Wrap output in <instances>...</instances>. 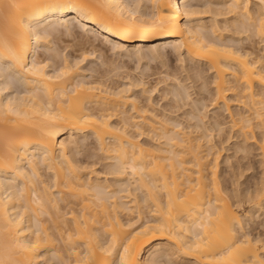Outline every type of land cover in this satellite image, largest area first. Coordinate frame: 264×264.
Listing matches in <instances>:
<instances>
[{"label": "bare ground", "instance_id": "bare-ground-1", "mask_svg": "<svg viewBox=\"0 0 264 264\" xmlns=\"http://www.w3.org/2000/svg\"><path fill=\"white\" fill-rule=\"evenodd\" d=\"M189 1L0 0V264H159L161 254L198 264H264V230L255 234L243 221L264 199V186L261 192L254 187L260 197L254 203L257 196L250 190L244 196L242 189L238 204L230 201L218 179L222 123L213 118L209 127L201 110L209 106L206 100L214 107L222 102L226 110L229 98L241 103L242 110H228L231 131L247 137L251 115L264 121V51L222 38L216 16L224 10L214 1L215 8L212 0ZM225 1L242 17L233 26L252 29L264 46V0ZM205 11L216 17L211 24L198 16ZM62 37L74 41L79 57L53 47ZM100 43L111 44L106 49L120 57L174 54L184 62V79L193 82L215 73L209 95L195 91L194 99L181 80L170 90L175 108L201 101L202 107L185 110L199 121L183 126L171 115L156 119V86L141 80L117 89L92 80L82 64ZM138 89L149 108L137 101ZM90 134L99 150L84 156L112 160L104 166L119 190L92 177V165L76 150L82 135ZM145 135L164 142L150 151L139 141ZM119 191L127 193L123 202Z\"/></svg>", "mask_w": 264, "mask_h": 264}, {"label": "rangeland", "instance_id": "rangeland-1", "mask_svg": "<svg viewBox=\"0 0 264 264\" xmlns=\"http://www.w3.org/2000/svg\"><path fill=\"white\" fill-rule=\"evenodd\" d=\"M202 1L198 2V0H190L189 1V4H191V5H196L197 3L202 4ZM213 1L216 3V8H215V3H213ZM224 1L225 0H212V4H211L212 5L211 6L212 8L214 7L215 9H218V7H219V9H218L219 11L220 10H224L223 13L220 12V13H222V15L219 14L218 15L219 17L216 16L217 17L216 18L212 14V12L210 14V12H206V11L204 13H202V14L201 13L198 14V16L201 18V20L206 21L208 24H211L212 23V21H213L212 18H216V20L219 21V22H216V23H219L220 24L219 26H220V30L221 31H219V32H220V35H221L222 38H224V39H226L228 41H230V39H231V41L233 40L234 42L233 41L232 42L235 45H239V43L240 44L243 43L244 46H247L248 47V49L254 47V51H256L257 53H258V51H260L262 49L263 50L260 51V53L263 52L264 51L263 42H261L260 38H258L257 35H255V36L251 35L252 34V32H251L252 29H249L250 30V32H249V31H246L247 29L244 28L245 31L243 30V32H242L241 30L243 29L244 26H242L241 30H238L239 27L237 28L234 25L237 28V31H241V32H237L236 33V30H234L235 27L233 26V24L234 23H239L240 20L242 19V17L239 20L237 18V16L234 15L235 13L233 11L232 12L231 11H228L227 5H230L229 3H231V2L228 1L227 3H225L226 1L225 2ZM217 3H219V6H218ZM221 7H222V9H221ZM252 7H254V6H252ZM202 8L204 9L205 6H202ZM224 13H225V15H224ZM211 15H213L214 17H212ZM238 17H239V15H238ZM236 18L238 19L239 22H237V19ZM234 19H236L235 22H234ZM197 21H198V23H197ZM197 21H196V23L198 25L196 24L195 27H199V25H200L199 23H201V21H199V19ZM209 22H211V23H209ZM246 24H248V21L246 22ZM241 25H239V26H241ZM232 28H234V29H232ZM249 28H252V27H249ZM80 30H83V29L82 28L81 29L79 28L78 29V32ZM81 32L82 31H80V33ZM248 35H250V37ZM70 39L71 38H69V37L59 38V40L57 39V43L55 42L53 44L54 45L53 47H55L56 49L58 48V50L62 51V53H67V52H70V51L71 52H74L75 51L74 54H76L77 57H79L81 51L78 49V46L75 45V47H74V44L75 43H73L74 41L72 39H71L72 40L71 41ZM72 43H73V45H72ZM96 43H98V41H96ZM100 44L101 45H99L98 47L104 49V51L101 49V51H102L101 53L102 54H99L100 53L99 52L100 49L97 47L98 50L96 51V53L95 54H87V57H89V58L87 59V61L86 60L84 61L86 64L85 63L82 64L84 68L90 69V67H92V69H94V70H91L90 69L88 71V69H86L84 71V73L86 72L89 75L91 74L90 76H93L91 78L92 80H94V79H96V80L101 79L106 84H109L110 83V86L115 87V89L122 88L126 83H128V81H131V80H133V81H138V80L140 81L141 80V81H143V82L146 83L145 84L146 87L148 86V87H152L153 88V87L156 86V90L152 93V96H151L152 99H153V102L152 103L154 104V106L156 108L155 111L154 110L153 111H154V113L156 112V114L158 116L156 119H158L159 116H161V118H163V117L165 118V115H166L167 118H169V116L171 115L170 117H173L174 118V120L173 119H170L171 122H173L175 120L176 121L181 120V121L184 122V123H182L183 126L184 125L185 126L188 125L189 124V120H190V123H192L191 121L194 118H192V120L189 119L191 117L190 116L188 117V115H190L191 113H187L186 111H188L191 108L195 107L194 106L195 103H193L191 100L190 101L189 100H186V102H190L189 105L191 103H193V104H191L192 107H191V105L189 107L187 105H185L186 108H184V105L182 106V110L183 111L186 110L184 112V114L182 113L183 111L181 109H179L177 107L175 108V106H177V102L175 101V98L172 95L173 93H171L170 90H172V88L174 89V87H177V85H178V83H176L177 81H180L181 80L182 83L183 82H186L184 84H186L187 86H189V90L191 91L192 96H193L194 99H196L197 97H199V95H197L195 91H198V92L200 91V92H202L204 94L206 93L207 95H209L208 90H210L211 92H213L215 90L214 89V85L212 83L213 82V78L215 77V75H214L215 73H213L211 71H208V72L204 73L205 74L204 78L197 79L194 82H193V80L191 78L184 79L186 77V74H185L186 72H184L185 70H183L185 68L183 66L184 62H181L179 60V58L176 55H174V54H172L170 56L171 58L164 57V58L150 59L149 57H145V58H143L141 60V59H139V57L137 58V55H135V54L134 55H130V56L129 55H126V56H123V57H120V55L118 56L117 54H116L117 56L115 54L113 55V51L112 50H111L112 51L111 52L110 50L108 51L106 49V48H108V49L111 48L112 49V47L109 48V46H112L111 44H109V43H103L105 45V47H102V46H104L102 43H100ZM251 44H253L254 46L251 45ZM70 47H71V49H70ZM250 50H252V49H250ZM106 52H108V53H106ZM93 55H94V57H93ZM88 62H89V64H88ZM193 63L194 62L190 63V61H189L187 67L188 68H191V66H192ZM176 77L178 78V80L176 79ZM205 78H206L208 87L204 83L205 82V80H204ZM196 82H198V83H196ZM121 83H123V84H121ZM192 83H196V84H198V86L196 84H192ZM202 84H205L204 86H206V87L203 88L204 86ZM169 86H171V88H169ZM194 86H197V87L194 88ZM139 87L140 86H138V88ZM203 89H205V90H203ZM140 91L141 90L138 89L136 91H133L134 93L133 92L132 93L137 97V99H138L137 101L139 103L141 102L140 104H142V105L145 104L144 106L147 107V108H149L148 106H146V105H148L147 104L148 101L146 99V96L143 95V94H142L143 95L142 96ZM195 95H196V98H195ZM226 102L230 106V110L228 109L229 110V113H230V111H233L232 113H235V112L239 111V109L242 110V108L239 105L241 103L236 102L235 100H232L231 98H229L228 101H226ZM210 103H211L210 101L206 100V104L209 105V106L206 107V109H201L204 112L207 111V115H208V117L205 118V121L204 122H206V124H207V122L208 123L211 122L212 123V124L210 123L211 125L207 124L209 127H211V126H214L213 123H216L215 122L216 121L215 119L217 118V120L222 123V127H223V131H222L223 134L221 133L222 134L221 136H222V138L225 137L224 138L225 139L224 144L218 145L219 146V149H220L219 151H220V154H221L220 155V158L218 159V163H219L218 164V173L221 172L219 174L220 177L218 179L221 181V185L222 184L224 185V186L222 185V187L224 189L223 191L226 194V196L227 197L230 196L229 199H230V201L232 203L238 204L237 197H236V191H237V193H238V191L240 193L243 190L242 191V194L244 193V196H247L245 194L246 193H249V190H250V192H252L254 194V196H255L256 195L255 192H254L255 191V188H257V189L258 188L259 189L262 188L263 189V186H264V124H263L264 121H262L263 123L262 122L259 123L260 121L255 116L256 114L254 113V116L251 115L254 118L251 119L252 120L251 121V124H250L249 128H247V130H248L247 131V134H246L247 137H244V135H241V136L239 135V137L241 138L240 139L238 136L234 135V134H236L235 133L236 130L231 131L232 130V127H231V124H232L231 123V121H232L231 119L232 118L230 117V114L228 113V110H226V108L224 107L225 106L224 103L220 102L221 105L218 103V105H216V107H214L215 105H212ZM197 104H199L198 107H202L201 101H200V103H197ZM197 104H195V105L197 106ZM254 105H256L257 108L259 107V109H260V106L259 105H257V104H254ZM150 110H152V109H150ZM147 113H150V111L147 112ZM163 114H165V115H163ZM151 115H153V114H150V116H148V114H147L146 116L151 117ZM191 116H192V114H191ZM218 117H219V119H218ZM255 117H256V119H255ZM262 117H264V114H263ZM175 118H177V119H175ZM213 118H215V119H213ZM208 120H210V121H208ZM262 120H264V119L262 118ZM115 121H117V119H115ZM194 121L195 122L196 121L198 122L199 120H197V118H196V120H193V122ZM201 122H203V121H200V123ZM200 125H203V124L201 123ZM215 126H216V124H215ZM170 127L171 126H168V128H170ZM201 130H203V129H201ZM250 131H251V133H248ZM230 132H232V133H230ZM213 133H216V131H213ZM228 134H230L231 136L234 135V138L232 137L231 139H228L229 141H227V137L230 136ZM88 135H89V133H88ZM213 135H215V140H218V138H217L218 135L217 134H213ZM83 137L84 136L82 135V139L83 140H81V142H80V146L78 147L79 149L77 148L76 150H81V151L83 150L82 151V155H83V157H85L84 164H87L88 163V164H91L92 165V166H90L88 168L91 171L94 169V171L91 173L92 177L95 178V176H99V181L101 180V182H103V183L106 180H108L107 181L108 184L110 183V185L112 186V187L109 186V187H111L110 189H112V190L113 189H115V190L118 189L119 190L120 187H119V185H117L118 182L115 181V184H114V179L115 178L112 177L113 176L112 174L110 175V173H108L107 166H106L107 169L104 166V165L108 164L107 162L112 161V160H109V159H108V161H107V159H106V161L105 160H101L103 157L100 158L101 157L100 154L93 156V158H91V157L86 158V156H84L85 153L90 152L92 150L96 152L99 149H96L97 148V146H95L96 144H94L92 142L94 139H93V136L91 134H90V136H88V138H87V136H85V139ZM61 138H63V137H61ZM61 138L59 140H61ZM153 140H155V141H153ZM162 140L163 139H160L159 140V138L156 139L155 137L152 138V140H151V136L150 137H147L145 135L142 138H140L139 141H141L140 143L142 144V146H144V148H147L148 150L150 149V151H152V149H155L156 150V148H158L159 145L162 144V142H164ZM158 141H160V144H159ZM202 141H203L204 144L207 143V142H204L205 141L204 139H202ZM86 145H88V146H86ZM155 145H156V148H155ZM242 145H245L246 146L245 150H243L241 148ZM162 146H165V145H162ZM220 146L225 147V149L224 148L221 149ZM84 151H87V152H84ZM156 151L153 150V152H156ZM206 151L207 150H205V152ZM212 151L215 152L217 150H212ZM212 151H211V154L213 156V152ZM96 153H98V152H96ZM89 158H91V159H89ZM210 158H212V157H210ZM87 160H89V161L87 162ZM93 160H95V161H93ZM105 162H106V164H105ZM114 162H116V161H114ZM98 171H99V173L100 172L101 173L99 174ZM94 178H93V180H94ZM103 178H104V180H103ZM109 187H108V189H109ZM257 189H256V193L257 194L262 191V190H259L258 189L259 190V192H258ZM119 193H117V194H119L120 197L125 196L127 194L125 191H124V193H123V191H119ZM138 194H140V196H143V193H141V192H139ZM258 197L259 196H257V199H254L253 203L255 201H258ZM123 198L126 199L125 197H122L121 199L120 198L119 199L122 200ZM123 200L121 202H123ZM262 201L264 202V199ZM262 201L259 199V202H261V203L259 205L256 203L257 205L251 210V212H249V217L246 218L245 220H243V221H245L244 222L245 228L246 229L251 228V230L255 234H257V232H259V231H263L264 230V226H263L264 225V208H263L264 207V203ZM144 203L142 202L143 209H144V206H145V205H143ZM247 205H249V204H247ZM147 206H148V204H146V206H145L146 208H145V211L144 212L148 211V207ZM236 206H238V205H236ZM126 211H127V209H125L123 212L127 213ZM125 213H123V214H125ZM240 213H241V211H240ZM250 215H252V216H250ZM125 216L127 217L128 216V213ZM44 217H46V215ZM42 218H43V216H42ZM47 218H48V216L46 217V219ZM254 229L256 230V232H255ZM56 235H58V234H56ZM58 237L59 236L56 237L57 238V241H54V243H57V242L59 243L60 242ZM175 257H172L171 256L170 257L171 259H170V258H167V257H165V256H163L161 254V256L159 257V259H160L161 262H159V264H169V263L173 264L174 261L176 262V264H178V263L179 264H196L197 263V262H195L194 259H190V258L188 259V258H185L182 255H178L176 258ZM173 258H174V260H173ZM170 260L171 261L173 260V261L171 262Z\"/></svg>", "mask_w": 264, "mask_h": 264}]
</instances>
